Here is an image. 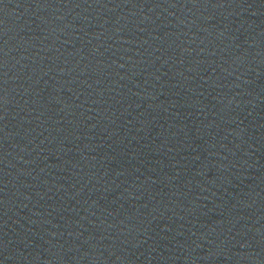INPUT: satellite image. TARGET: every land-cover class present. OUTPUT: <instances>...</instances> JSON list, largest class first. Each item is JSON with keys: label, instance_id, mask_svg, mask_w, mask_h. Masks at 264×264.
<instances>
[{"label": "water", "instance_id": "obj_1", "mask_svg": "<svg viewBox=\"0 0 264 264\" xmlns=\"http://www.w3.org/2000/svg\"><path fill=\"white\" fill-rule=\"evenodd\" d=\"M0 264H264V0H60L0 83Z\"/></svg>", "mask_w": 264, "mask_h": 264}]
</instances>
